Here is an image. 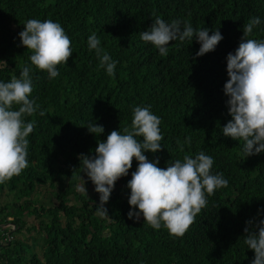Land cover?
<instances>
[{
	"label": "trees",
	"instance_id": "1",
	"mask_svg": "<svg viewBox=\"0 0 264 264\" xmlns=\"http://www.w3.org/2000/svg\"><path fill=\"white\" fill-rule=\"evenodd\" d=\"M156 16L207 27L209 35L219 28L223 39L201 57L195 56L200 47L195 40L171 42L168 55L161 56L140 38ZM254 16L262 23L251 38L264 39V0H0V81L31 66V52L19 46L18 37L29 19L60 23L73 51L54 79L32 66L30 98L46 115L38 110L26 118L36 124L28 137L29 166L0 184V193L13 196L0 201V264H251L254 253L244 244L243 228L249 219H264V153L244 159L243 142L223 136L221 128L231 119L223 92L226 56ZM94 32L117 62L114 77L88 48ZM148 105L161 119L163 135L162 149L145 153L149 160L159 157L158 167L164 168L204 151L214 159L213 173L228 180L180 238L163 227L152 229L142 217L128 219L126 184L135 160L105 204L109 218L96 214L99 196L87 195L94 185L83 173L87 196L77 190L78 154L94 153L97 140L113 130L123 134L133 108ZM92 120L104 128L99 137L83 127ZM42 185L53 189L56 203L30 197ZM31 215L38 220L24 219ZM6 223L12 226L2 227Z\"/></svg>",
	"mask_w": 264,
	"mask_h": 264
},
{
	"label": "clouds",
	"instance_id": "2",
	"mask_svg": "<svg viewBox=\"0 0 264 264\" xmlns=\"http://www.w3.org/2000/svg\"><path fill=\"white\" fill-rule=\"evenodd\" d=\"M261 23L260 17H251L243 25L237 48L226 56L228 79L223 92L231 119L221 128L222 135L243 142L241 155L244 159L264 153V39L251 38L253 30ZM209 31L207 27L193 28L180 19L167 22L156 16L150 27L140 32V38L165 57L171 42L191 43L195 40L200 45L195 56L201 57L214 51L223 39L219 28L211 30V35ZM18 37L19 46L31 52V66L24 65L19 77L13 76L8 82L0 81V184L19 176L29 166L28 137L36 124L26 118L33 117L38 110L40 116L46 115L36 99L30 98L32 66L54 79L60 74L57 66L66 65L73 53L71 40L61 24L50 19L27 20ZM87 45L90 51L94 50L99 67L114 77L117 62L101 47L95 32L88 36ZM150 109V105L134 107L131 126L125 127L123 134L113 130L106 139L97 140L94 153L78 154L82 183L77 190L87 193L86 181L81 177L83 173L99 196L96 214L109 218L105 204L115 183L129 174L135 160L136 170L126 184L130 190L128 219L138 222L142 217L143 223L152 229L163 227L170 236L180 238L208 206V198L227 187L228 180L222 172L213 173L214 159L204 151L168 161L164 168L158 167L159 157L149 160L146 152L154 154L163 147L161 119ZM83 127L97 137L104 133L103 126L93 120ZM190 142L187 138L186 143ZM4 225L12 226L9 223ZM4 225L2 227L7 228ZM243 233L244 244L254 253L251 264H264V219L247 220Z\"/></svg>",
	"mask_w": 264,
	"mask_h": 264
},
{
	"label": "rangeland",
	"instance_id": "3",
	"mask_svg": "<svg viewBox=\"0 0 264 264\" xmlns=\"http://www.w3.org/2000/svg\"><path fill=\"white\" fill-rule=\"evenodd\" d=\"M79 183V180L77 181ZM52 188H50L47 185H42L38 189H34L33 193L30 195V197H35L39 203H42L43 205H52L56 203L54 202V195L52 193ZM96 192L94 191V188H90L87 195H95ZM13 196L11 192H8L6 190H3L2 193H0V201L5 202V201H12ZM10 211V210H9ZM8 220L11 219L10 217L7 218ZM24 219L29 221V222H36L38 219L34 216H24ZM4 226H9V225H4ZM5 238H10V236L7 234ZM40 244V241L37 240ZM39 247H37L36 251H39Z\"/></svg>",
	"mask_w": 264,
	"mask_h": 264
}]
</instances>
